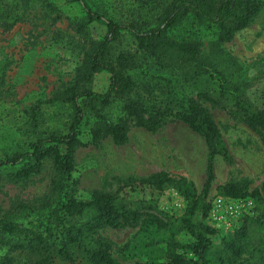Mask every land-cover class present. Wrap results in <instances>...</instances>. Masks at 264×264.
Listing matches in <instances>:
<instances>
[{"label": "trees", "instance_id": "16d2710c", "mask_svg": "<svg viewBox=\"0 0 264 264\" xmlns=\"http://www.w3.org/2000/svg\"><path fill=\"white\" fill-rule=\"evenodd\" d=\"M73 1L86 12L77 27L78 34H85L96 20L106 21L108 33L86 53L77 83L60 100L72 105V122L61 130L41 132L21 151L0 158V182L8 168L13 169L9 176L16 181L38 175L48 160L53 161L55 169L51 195L41 204H20L10 211L0 208V246L16 254L2 258L0 264H122L115 256L114 243L102 234L108 228L140 229L147 236L149 247H165L164 261L148 264H252L257 258V264H264V186L252 192L248 179L219 186V194L227 199L254 198L258 215L247 217L240 228L225 237L207 224L213 209L208 197L216 180L215 161L222 157L233 164V159L204 103L227 111L233 120L257 133L263 143L264 109L255 106L246 90L232 85L224 75L217 98L203 91L182 97L176 90V100L146 106L144 102H153L156 92L140 90L133 75L142 58L175 55L193 66L197 76H220L204 58L199 40H176L173 33L186 22L195 21L216 32L218 46L229 44L259 17L264 0H169L151 22L142 16L117 22L90 9L86 0ZM126 37L134 40L135 52L122 51ZM101 73L110 76V86L104 94L92 88L93 80ZM114 106L121 107L124 113L117 122L107 114ZM170 118L187 125L207 144V181L201 193L187 179L161 172L147 178L126 179L116 192L95 191L87 202L78 199L79 181L74 173L79 148H99L106 139L124 146L129 142L132 126L157 133ZM147 188L153 199L175 189L188 202L185 214L176 218L161 212L153 201L131 199V195ZM184 234L191 235L195 242L183 244L180 238ZM248 255L251 259L246 258Z\"/></svg>", "mask_w": 264, "mask_h": 264}, {"label": "rangeland", "instance_id": "374dc122", "mask_svg": "<svg viewBox=\"0 0 264 264\" xmlns=\"http://www.w3.org/2000/svg\"><path fill=\"white\" fill-rule=\"evenodd\" d=\"M168 1L86 0L90 9L117 22H129L141 16L151 22ZM85 13L73 0H0L1 159L21 151L41 132L61 130L74 119L72 105L62 104L60 100L77 83L86 53L108 33L106 21L96 20L85 34H78L77 27L86 18ZM173 38L199 40L204 58L217 68L220 76L213 79L197 76L193 66L184 64L175 55L164 59L142 58L133 75L140 90L156 92L153 102H144L146 106H154L157 101L159 105L163 101L168 104V100L177 99V91L182 97L203 91L217 98L223 77L227 76L232 85L246 90L255 106L264 109V9L250 27L226 45L218 46L216 32L195 21L179 27ZM121 49L135 52L136 44L126 37ZM109 86L107 73L99 74L92 83L98 94L106 93ZM204 106L214 116L233 159V164L222 157L216 159V180L208 197L213 209L207 224L225 237L240 228L247 217H256L258 213L254 198L227 199L219 194L218 187L248 179L252 192L262 189L264 143L257 133L233 120L221 107L207 102ZM108 111L112 121L124 117L119 106ZM208 157L205 140L180 121L170 118L157 133L132 126L129 142L124 146L106 139L99 148L78 149L74 173L79 181L77 197L87 202L95 191L116 192L126 179L147 178L161 172L187 179L201 193L207 181ZM12 171L10 168L4 171L0 182L2 210L10 211L20 204L38 205L50 197L55 177L52 160L46 161L42 171L30 180L16 181L9 176ZM131 199L153 201L161 212L176 218H181L188 207L185 198L173 188L156 199L147 188L143 193L131 195ZM102 234L114 243L115 256L122 264L162 262L166 257L165 247H149L147 236L140 229L108 228ZM180 240L183 244L195 242L187 234ZM7 255L16 254L0 246V261ZM246 258L251 259V255ZM257 261L258 258L251 262L257 264Z\"/></svg>", "mask_w": 264, "mask_h": 264}]
</instances>
